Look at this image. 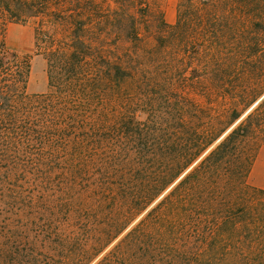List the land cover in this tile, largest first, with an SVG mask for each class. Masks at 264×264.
Masks as SVG:
<instances>
[{"label":"trees","instance_id":"1","mask_svg":"<svg viewBox=\"0 0 264 264\" xmlns=\"http://www.w3.org/2000/svg\"><path fill=\"white\" fill-rule=\"evenodd\" d=\"M118 1L0 0V195L15 209L56 181L69 210L93 213L81 264L118 240L97 264H264V189L248 183L264 147V0L216 31L193 1L173 26L151 15L155 46L139 32L147 0ZM29 22L44 95L6 43Z\"/></svg>","mask_w":264,"mask_h":264},{"label":"rangeland","instance_id":"2","mask_svg":"<svg viewBox=\"0 0 264 264\" xmlns=\"http://www.w3.org/2000/svg\"><path fill=\"white\" fill-rule=\"evenodd\" d=\"M103 1L107 7H118V0ZM192 1L202 8V25H206L204 27L207 29L209 23L215 24L210 27L211 31L225 26L224 16L229 14L230 10L238 18L246 20L258 12V6L252 0H147V12L150 13L139 17V32L149 46L156 45L158 36L149 20L159 17L161 12L166 23L173 26L177 23L180 13L192 12ZM209 11L211 14H208ZM130 12L136 15L135 9L131 8ZM151 15L156 17L152 18ZM6 43L10 52L28 58L31 62L28 94H47L48 62L45 56L36 51L35 24L29 22L9 25ZM197 65L198 61L194 60L188 66L193 68ZM196 101L212 106L216 112H223L224 108L230 106L228 99L205 101L198 96ZM248 183L252 187L264 189V147L258 154ZM17 197L21 204L11 209L8 205L10 199L0 195V264H34V258L41 264H81L84 251L94 242L92 235L96 223L92 218L93 213H86L79 218L80 214L76 215L69 210L71 195L62 193L56 181H53L48 189L22 192ZM29 201H32L33 205H27L26 202ZM118 241L97 259L94 258L90 264H97Z\"/></svg>","mask_w":264,"mask_h":264}]
</instances>
